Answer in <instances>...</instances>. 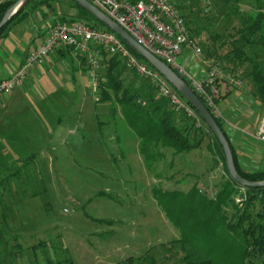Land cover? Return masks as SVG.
<instances>
[{
    "label": "rangeland",
    "instance_id": "obj_1",
    "mask_svg": "<svg viewBox=\"0 0 264 264\" xmlns=\"http://www.w3.org/2000/svg\"><path fill=\"white\" fill-rule=\"evenodd\" d=\"M23 11L28 12V17L16 27L23 34L42 30L48 22L80 12L71 0H28ZM219 20L212 22L215 29H219ZM207 29L211 31V27ZM185 56L179 55L177 61L183 62ZM125 66V85L137 87L139 77ZM84 77V87L55 91L66 101L60 106L62 110L54 104H34L46 118L47 126L31 130L28 127L25 134L29 150L0 174V215L4 216L0 227L5 234L0 243V264H44L40 251L31 248L40 243H46V247L38 245V249L45 248L53 260L69 258L72 264H123L128 256L136 257L146 250L160 261L164 246L181 237L182 225L170 218L172 211L158 204L156 196L160 195L153 192L154 188L188 189L196 182L209 197L216 193L218 179L209 174L208 182L215 180V184L203 183L204 178L197 181L190 174L183 175L191 170L179 169L178 160L168 166L167 158V164L160 159L156 168L147 169L133 148L137 138L128 122L118 118L117 114H122L119 104L108 100L116 121L104 116L102 109L106 110L109 104L94 103L98 90L90 88ZM29 95L32 96L30 91ZM61 114L63 121L57 127L55 118ZM110 120H114L115 129L107 125ZM119 133L122 141L118 147L114 138ZM253 142L264 145L258 139ZM204 152L205 148L201 150ZM189 158L194 159L192 155ZM181 177L184 182L178 183ZM227 210L229 216L233 209ZM172 247L175 250L173 254L167 252L164 264H178L181 252L176 244ZM214 263L228 264L219 255Z\"/></svg>",
    "mask_w": 264,
    "mask_h": 264
},
{
    "label": "trees",
    "instance_id": "obj_2",
    "mask_svg": "<svg viewBox=\"0 0 264 264\" xmlns=\"http://www.w3.org/2000/svg\"><path fill=\"white\" fill-rule=\"evenodd\" d=\"M71 1L80 12L76 16L62 17L56 21L84 19L99 29L111 31L79 4ZM14 2L15 0L0 5V19ZM178 7L189 35L201 46L203 57L219 61L226 72L243 82L239 88L263 107L264 0H178ZM23 8L24 6L0 28V36L7 26L18 23L28 14ZM218 20L221 24L219 29H215L214 24ZM208 27H211L210 32ZM125 45L134 56L147 63L134 49L126 43ZM101 52L103 71H99L96 103L114 99L119 104L124 119L139 138L138 151L147 169L163 156L158 149L160 146L170 148L175 154L205 147L213 154L215 163L220 162L223 169L222 179L212 197L202 192L195 183L187 191L154 188L153 192L160 195L156 196L158 204L167 211H172L170 218L178 226L182 225L181 237L169 243L172 245L164 246L165 253H160V261L146 250L139 256H128L123 264H133L134 261L136 264H164L168 253L173 254L175 247L172 246L175 244L181 252L177 258L178 264H216L214 258L218 255L226 258L228 264H264V187L243 186L245 199L241 204L236 203L234 196L241 185L230 178L222 148L200 115L198 114L204 125L198 127L191 117L182 111H174L167 99H156L154 86L134 71L135 77H139L137 87L134 84L125 85L122 76L126 66L122 59L104 49ZM130 85L132 87H128ZM214 117L229 142L238 174L249 181L264 180V167L257 168L254 172L241 168L226 133L225 121L222 116ZM229 207L233 211L228 216ZM3 217L0 215L1 220ZM100 221L110 222L105 219ZM4 236V229L0 227V243ZM38 245L46 247V243ZM38 245L31 248L33 251H40L44 264H63L65 261L72 264L69 258L53 260L46 249H38ZM16 248L21 249L17 245ZM2 253L0 249V258Z\"/></svg>",
    "mask_w": 264,
    "mask_h": 264
},
{
    "label": "built area",
    "instance_id": "obj_3",
    "mask_svg": "<svg viewBox=\"0 0 264 264\" xmlns=\"http://www.w3.org/2000/svg\"><path fill=\"white\" fill-rule=\"evenodd\" d=\"M11 1L14 0H0V5ZM88 1L120 24L137 43L185 78L209 111L221 117L217 100L222 89L239 88L243 82L226 72L219 61L203 57L200 44L189 35L178 0ZM62 44L74 54L83 55L94 90H97L99 84L101 49H104L111 55H117L139 77L148 80L156 89V99H167L174 111H182L198 127L204 125L198 113L155 68L134 56L114 32L99 29L84 19L60 20L48 24L42 44L31 50L9 77L0 79V94H8L21 85L31 69ZM179 55H186L183 62L177 61ZM256 136L264 141V116L259 120ZM244 199L245 189L241 185L238 186L234 201L241 204Z\"/></svg>",
    "mask_w": 264,
    "mask_h": 264
},
{
    "label": "crops",
    "instance_id": "obj_4",
    "mask_svg": "<svg viewBox=\"0 0 264 264\" xmlns=\"http://www.w3.org/2000/svg\"><path fill=\"white\" fill-rule=\"evenodd\" d=\"M27 17L24 16L18 23H12L7 26L0 36V48L1 50L3 49V56L0 57V79L9 77L20 66L19 64L22 63L25 56L42 44L46 27L48 24H51L48 22L42 30L37 29L32 33H18L16 30L17 25L19 26ZM54 22L57 21L55 20ZM84 62L83 55L74 54L67 46L63 44L59 45L44 57L42 63L37 64L31 69L26 77H24L25 79L21 85L16 86L8 94H0V174L12 168V161H20L22 159L21 153L29 150V141L26 140L25 134L28 127L30 126L31 130L47 126L46 118L43 117V114L39 113L38 108L34 105L35 103L54 104L58 105L61 109L60 106L64 105L66 101L56 95L55 91L61 89L70 91L80 86L84 87L83 80L85 75L88 86L91 88L88 68ZM101 70L102 65L100 66V72ZM29 91L32 96L29 95ZM96 93L98 94V92ZM96 93L93 92L92 95L95 96ZM72 96L76 100V94L74 93ZM93 101L96 103V97ZM68 102L71 103L70 100ZM104 103H108V101ZM217 108L223 121H225L224 127L226 133L239 159L241 168L250 172H254L257 168H263L264 145L258 146L254 144L253 140L258 139L256 136L257 126L261 115L264 114V106L261 107L258 101L249 96L243 89L232 88L222 89L217 100ZM105 109H102L103 115L115 120L114 116L116 114L110 113L112 111L111 105H106ZM63 115L61 114L57 119L55 118L57 127L63 121V118H61ZM117 115L119 119H124L122 114L118 113ZM98 118L97 116L96 121H98ZM114 120H110L111 124H107L113 126L112 129H115ZM100 122L101 124H105L103 121ZM129 129L137 138L138 136L130 126ZM114 139L118 142L117 146H121L122 139H120V133ZM261 142L264 143V141ZM30 146L31 149H35L32 147L34 144H30ZM133 146L134 150L138 152V158H142L144 162L143 157L138 151L139 138L136 139ZM203 148L205 147L192 149L188 153L175 154L170 148L158 147L159 151L163 154L160 159L164 164L168 162L166 158L169 160L168 166H171L175 160H178L177 162L181 165L179 169L189 167L191 170V172L186 171L183 175L190 174L197 181L204 178L205 182L203 181V183H207L209 181V174H212L213 179H218V183L222 179L223 174L221 163H215L213 154L207 148H205L207 152L201 153ZM122 149L124 151V148ZM189 155H192L194 159H188ZM194 155L196 157L198 155L199 159H196ZM157 162H154L152 166L156 168ZM8 163L10 164L8 165ZM144 165L146 167L145 162ZM218 169H220L219 172L216 171ZM177 181L178 183L184 182L182 177ZM211 182L215 184L216 181L211 180L208 183ZM194 183L196 184V182ZM188 189L179 190L187 191ZM4 209H7L6 205Z\"/></svg>",
    "mask_w": 264,
    "mask_h": 264
},
{
    "label": "water",
    "instance_id": "obj_5",
    "mask_svg": "<svg viewBox=\"0 0 264 264\" xmlns=\"http://www.w3.org/2000/svg\"><path fill=\"white\" fill-rule=\"evenodd\" d=\"M79 4L82 8L91 13L101 23L114 32L124 43L134 49L149 65L155 68L168 82L174 87V89L186 100V102L200 115L204 123L212 131L213 135L217 138L224 157L227 171L233 182L245 186V187H264V180L262 181H249L241 177L237 172L232 158V152L228 140L225 137L222 129L215 122V117L208 110V108L201 101L200 97L196 95L193 89L188 83L178 75L172 68L164 61L150 53L145 47L137 43L131 35H129L117 22L112 20L104 12L100 11L88 0H73ZM28 0H16L5 13H3L0 19V28L4 27L7 21L16 14Z\"/></svg>",
    "mask_w": 264,
    "mask_h": 264
}]
</instances>
